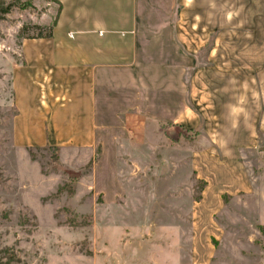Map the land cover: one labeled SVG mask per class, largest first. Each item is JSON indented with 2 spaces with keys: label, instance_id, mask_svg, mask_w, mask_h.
I'll list each match as a JSON object with an SVG mask.
<instances>
[{
  "label": "rangeland",
  "instance_id": "374dc122",
  "mask_svg": "<svg viewBox=\"0 0 264 264\" xmlns=\"http://www.w3.org/2000/svg\"><path fill=\"white\" fill-rule=\"evenodd\" d=\"M9 3L0 14V264H264V133L231 158H206L202 127L132 120L116 160L120 199L102 181L112 168L97 166V149L13 143L20 28L50 26L57 5L0 0V9Z\"/></svg>",
  "mask_w": 264,
  "mask_h": 264
},
{
  "label": "crops",
  "instance_id": "0c3cea01",
  "mask_svg": "<svg viewBox=\"0 0 264 264\" xmlns=\"http://www.w3.org/2000/svg\"><path fill=\"white\" fill-rule=\"evenodd\" d=\"M53 1L51 37L22 40L11 69L16 146L97 149L120 199L132 120L202 127L206 158L264 133V0Z\"/></svg>",
  "mask_w": 264,
  "mask_h": 264
},
{
  "label": "trees",
  "instance_id": "16d2710c",
  "mask_svg": "<svg viewBox=\"0 0 264 264\" xmlns=\"http://www.w3.org/2000/svg\"><path fill=\"white\" fill-rule=\"evenodd\" d=\"M55 3L57 5V12H58L59 4L57 2H55ZM12 7H13V5H11L10 3L4 5V7L0 9V14L2 16L7 14ZM53 25H54V20H53L52 24L48 27L38 26V25L30 26V28L22 27V28H20L21 38L22 39H48L51 37V31H52ZM30 29H33L35 31V34L32 36L27 35L28 34L27 32ZM262 230L264 231V228Z\"/></svg>",
  "mask_w": 264,
  "mask_h": 264
},
{
  "label": "built area",
  "instance_id": "2783aa9c",
  "mask_svg": "<svg viewBox=\"0 0 264 264\" xmlns=\"http://www.w3.org/2000/svg\"><path fill=\"white\" fill-rule=\"evenodd\" d=\"M100 34V33H99Z\"/></svg>",
  "mask_w": 264,
  "mask_h": 264
}]
</instances>
